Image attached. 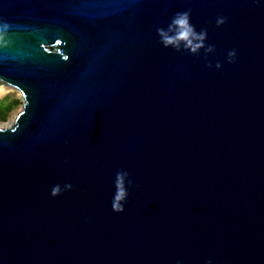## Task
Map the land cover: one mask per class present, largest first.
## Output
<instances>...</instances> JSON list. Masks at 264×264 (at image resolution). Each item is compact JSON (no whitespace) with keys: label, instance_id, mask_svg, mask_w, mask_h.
Wrapping results in <instances>:
<instances>
[{"label":"water","instance_id":"water-1","mask_svg":"<svg viewBox=\"0 0 264 264\" xmlns=\"http://www.w3.org/2000/svg\"><path fill=\"white\" fill-rule=\"evenodd\" d=\"M0 264H264V0H0Z\"/></svg>","mask_w":264,"mask_h":264},{"label":"rangeland","instance_id":"rangeland-1","mask_svg":"<svg viewBox=\"0 0 264 264\" xmlns=\"http://www.w3.org/2000/svg\"><path fill=\"white\" fill-rule=\"evenodd\" d=\"M15 91L0 83V127L11 124L21 111L23 99Z\"/></svg>","mask_w":264,"mask_h":264},{"label":"bare ground","instance_id":"bare-ground-1","mask_svg":"<svg viewBox=\"0 0 264 264\" xmlns=\"http://www.w3.org/2000/svg\"><path fill=\"white\" fill-rule=\"evenodd\" d=\"M5 90H6V89H5ZM14 90H15V89H14ZM15 92H17L18 95H19V97H21V98L23 99L22 94H21L18 90H16ZM8 126H10V123H8V124H4V125H2L1 127H8Z\"/></svg>","mask_w":264,"mask_h":264}]
</instances>
